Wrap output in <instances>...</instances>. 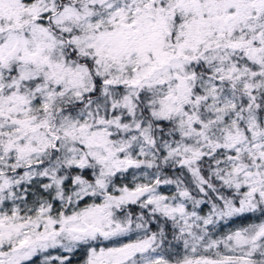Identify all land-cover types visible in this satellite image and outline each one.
Listing matches in <instances>:
<instances>
[{"label":"snow or ice","instance_id":"1","mask_svg":"<svg viewBox=\"0 0 264 264\" xmlns=\"http://www.w3.org/2000/svg\"><path fill=\"white\" fill-rule=\"evenodd\" d=\"M0 264H264V0H0Z\"/></svg>","mask_w":264,"mask_h":264}]
</instances>
